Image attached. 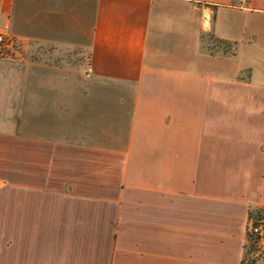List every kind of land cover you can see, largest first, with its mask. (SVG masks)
Instances as JSON below:
<instances>
[{
    "label": "crops",
    "instance_id": "1",
    "mask_svg": "<svg viewBox=\"0 0 264 264\" xmlns=\"http://www.w3.org/2000/svg\"><path fill=\"white\" fill-rule=\"evenodd\" d=\"M0 31V264H243L264 0H0Z\"/></svg>",
    "mask_w": 264,
    "mask_h": 264
},
{
    "label": "trees",
    "instance_id": "2",
    "mask_svg": "<svg viewBox=\"0 0 264 264\" xmlns=\"http://www.w3.org/2000/svg\"><path fill=\"white\" fill-rule=\"evenodd\" d=\"M206 36H210V39H212V41H213L212 45L208 44V46L206 47L207 50L212 51V52H219V53H223V54L231 52V45L229 43L216 38L213 34H207ZM248 218L249 219L253 218L255 221H260L264 225V206L251 207L249 210ZM248 242H250L249 246H248ZM256 245H257L256 244V237L247 231V244H246V250H245V254H244L243 264H260V263H257L259 257L258 258L252 257L246 262V255L248 256V255H250V253H253V255H254L255 251L258 250ZM254 246H256V247L254 248ZM261 264H264V262Z\"/></svg>",
    "mask_w": 264,
    "mask_h": 264
},
{
    "label": "built area",
    "instance_id": "3",
    "mask_svg": "<svg viewBox=\"0 0 264 264\" xmlns=\"http://www.w3.org/2000/svg\"><path fill=\"white\" fill-rule=\"evenodd\" d=\"M12 45L11 36L0 31V54L6 52ZM247 231L256 237V243L260 250L264 251V225L260 221H255L253 218L248 220Z\"/></svg>",
    "mask_w": 264,
    "mask_h": 264
},
{
    "label": "rangeland",
    "instance_id": "4",
    "mask_svg": "<svg viewBox=\"0 0 264 264\" xmlns=\"http://www.w3.org/2000/svg\"><path fill=\"white\" fill-rule=\"evenodd\" d=\"M208 44L209 45H212L213 44V41H212V39H210V36H205L204 37V39H203V41H202V45H203V47L206 49V47L208 46ZM257 244V243H256ZM250 245V242H248V246ZM257 246V248H258V250L257 251H255V254L253 255V253H250V255H246V262L250 259V258H252V257H255V258H258L259 257V259H258V261H257V263H263L264 262V251H262V250H260V248H259V246L258 245H256ZM256 246H254V248L256 247ZM256 250V249H255ZM251 256V257H250Z\"/></svg>",
    "mask_w": 264,
    "mask_h": 264
}]
</instances>
